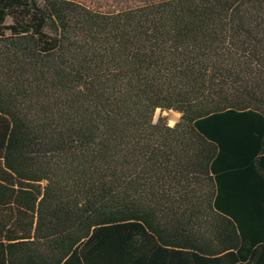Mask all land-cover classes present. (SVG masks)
Here are the masks:
<instances>
[{
  "label": "trees",
  "instance_id": "obj_1",
  "mask_svg": "<svg viewBox=\"0 0 264 264\" xmlns=\"http://www.w3.org/2000/svg\"><path fill=\"white\" fill-rule=\"evenodd\" d=\"M0 264H264V0H0Z\"/></svg>",
  "mask_w": 264,
  "mask_h": 264
},
{
  "label": "rangeland",
  "instance_id": "obj_2",
  "mask_svg": "<svg viewBox=\"0 0 264 264\" xmlns=\"http://www.w3.org/2000/svg\"><path fill=\"white\" fill-rule=\"evenodd\" d=\"M47 32L50 34L55 33V30L50 26L47 27ZM163 117L167 121L168 125L173 126L180 118V112L175 110H160L156 109L154 113V119Z\"/></svg>",
  "mask_w": 264,
  "mask_h": 264
}]
</instances>
